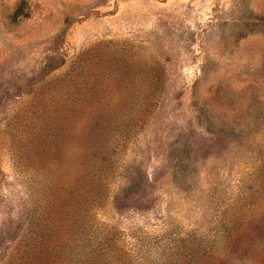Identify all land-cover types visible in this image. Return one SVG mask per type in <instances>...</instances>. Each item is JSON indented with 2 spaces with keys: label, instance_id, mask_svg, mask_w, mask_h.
<instances>
[{
  "label": "rangeland",
  "instance_id": "374dc122",
  "mask_svg": "<svg viewBox=\"0 0 264 264\" xmlns=\"http://www.w3.org/2000/svg\"><path fill=\"white\" fill-rule=\"evenodd\" d=\"M0 264H264V0H0Z\"/></svg>",
  "mask_w": 264,
  "mask_h": 264
}]
</instances>
